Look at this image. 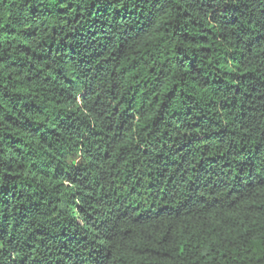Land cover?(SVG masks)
<instances>
[{"label": "trees", "instance_id": "obj_1", "mask_svg": "<svg viewBox=\"0 0 264 264\" xmlns=\"http://www.w3.org/2000/svg\"><path fill=\"white\" fill-rule=\"evenodd\" d=\"M0 264H264V0H0Z\"/></svg>", "mask_w": 264, "mask_h": 264}]
</instances>
